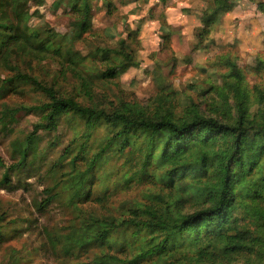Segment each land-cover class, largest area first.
I'll return each mask as SVG.
<instances>
[{
    "label": "trees",
    "instance_id": "16d2710c",
    "mask_svg": "<svg viewBox=\"0 0 264 264\" xmlns=\"http://www.w3.org/2000/svg\"><path fill=\"white\" fill-rule=\"evenodd\" d=\"M10 1L18 13L14 16L17 24L0 16V59L8 60L20 51L52 59L58 67L56 89L33 81L49 102L22 108L25 113L41 114L43 123L27 136L12 170L24 167L38 131H54L60 119L71 115L85 120L86 131L76 135L75 140L87 142L101 121L111 132L97 153L80 151L66 158L71 206L76 208L80 199L90 201L91 192H84V184L92 171L107 166L129 148L138 157L134 173L139 177L137 181L160 189L157 194H146L142 202L120 204L119 213L97 216L82 212L77 216L78 223L64 236L65 255L79 259L93 251L90 264H208L229 255L250 254L256 260L254 264H264V108L256 100L258 111L250 114V96L241 87L244 76L235 60L225 58L227 73L222 82L231 91L233 104H229L226 94H217L220 118L196 111L189 118L176 116L163 108L161 101L152 114L136 106L132 107L136 110L108 114L97 107L102 98L100 91L110 83L118 88V78L138 67L135 54L140 47L135 33L128 35L134 46L130 50L95 43L93 12L101 2L100 7L111 14L112 0H57L55 9L67 3L71 33L49 34L45 41L26 26L29 10L22 7L30 0ZM235 5V0L208 3L194 39L201 44L213 25L220 24ZM256 8L264 11L263 3L257 2ZM79 43H85L84 52L77 49ZM256 64V70L264 71L263 61ZM70 81L79 84L80 103L60 93V84ZM136 140H141V145L135 146ZM70 152L66 150V157ZM79 162L85 165L84 171L79 169ZM131 179L124 178L127 183ZM3 180L8 181V173ZM102 205H106L103 198Z\"/></svg>",
    "mask_w": 264,
    "mask_h": 264
},
{
    "label": "rangeland",
    "instance_id": "374dc122",
    "mask_svg": "<svg viewBox=\"0 0 264 264\" xmlns=\"http://www.w3.org/2000/svg\"><path fill=\"white\" fill-rule=\"evenodd\" d=\"M56 1L30 0L28 7H22L29 10L27 28L37 31L44 41L49 34L71 33L67 3L55 9ZM253 1L247 0L242 6L237 1L242 9L231 15L234 18L226 19L229 24L226 32L221 23L214 24L201 44L194 39L197 28H190L189 22L181 17L168 20L165 3L112 0L114 9L107 14L100 2L91 21L97 34L95 43L130 50L134 46L128 35L135 33L140 47L135 54L138 67L128 69L118 78V88L111 83L107 89L103 88L97 107L110 114L136 110L132 109L136 106L152 114L161 101L160 105L176 116L189 118L196 111L199 115L220 118L221 101L217 94H226L229 104H233L231 91L222 82L227 73L225 58L230 57L242 70L241 87L250 96V114L258 111L256 100L264 108V71L256 70V63L264 62V11L258 10ZM2 3L0 0V16L16 25L14 16L18 13L12 1ZM224 34L229 38H224ZM84 46L85 43H79L77 49L84 52ZM57 70V64L42 55L18 51L8 60L0 59V264H90L93 251L79 259L65 255L68 252L63 239L78 223L77 216L82 212L97 216L119 213L120 204L142 202L146 194L160 192L151 183L137 181L139 177L134 173L138 157L129 148L107 166L96 167L84 184V192H91V200L80 199L76 208L71 206L66 184L70 167L66 158L80 151L87 155L97 153L104 138L111 135L110 128L101 121L87 142L75 140L76 135L86 131L85 120L71 115L60 119L54 131H38L24 167L12 170L19 162L27 136L43 123L41 114L25 113L22 108L49 102L36 83L43 87L54 85ZM60 85L61 95L81 102L78 83ZM54 86L56 89L58 84ZM167 94L176 97L171 99ZM82 143L83 148H79ZM141 143L136 140L135 146ZM67 149L71 152L66 157ZM78 164L81 171L86 169L83 162ZM5 173H8L6 182ZM131 177V183L124 180ZM102 198L106 205H102ZM255 262L250 254H237L208 264Z\"/></svg>",
    "mask_w": 264,
    "mask_h": 264
},
{
    "label": "crops",
    "instance_id": "0c3cea01",
    "mask_svg": "<svg viewBox=\"0 0 264 264\" xmlns=\"http://www.w3.org/2000/svg\"><path fill=\"white\" fill-rule=\"evenodd\" d=\"M211 1L212 0H170L165 3V14L170 21H173L175 17H181L190 23V28H198L201 26V14ZM237 1H241L242 6L247 0H235L236 6L233 11L221 19L222 22H220V25L222 29H224V32H226L229 28V24L226 23V19L228 17H230V19L234 18L231 15H234L235 11L242 9L239 5H237ZM257 2H261L264 5V0H254L253 4L256 5ZM224 35V38H229V36H226L227 34Z\"/></svg>",
    "mask_w": 264,
    "mask_h": 264
}]
</instances>
